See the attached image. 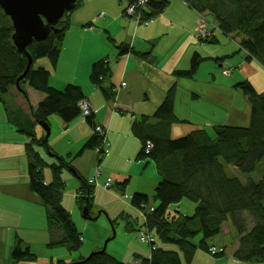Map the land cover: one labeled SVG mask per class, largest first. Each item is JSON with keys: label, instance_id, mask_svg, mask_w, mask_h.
Masks as SVG:
<instances>
[{"label": "trees", "instance_id": "trees-1", "mask_svg": "<svg viewBox=\"0 0 264 264\" xmlns=\"http://www.w3.org/2000/svg\"><path fill=\"white\" fill-rule=\"evenodd\" d=\"M139 1L120 0L126 5V9L129 4ZM183 1L200 16L212 15L218 29L228 40L236 42V38H240L241 50L249 54V59H255L264 66V0ZM80 3L81 0H78L74 9L67 12L56 25L47 26L49 35L46 40L33 41L27 47L33 65L19 83L29 61L15 46L12 40L15 33L13 22L0 7V97L10 122L16 125L20 133L31 139L26 147L30 190L46 208L48 231L61 234V238L49 247L61 246L71 253L80 252L83 240L70 212L63 206L66 188L64 171L72 172L80 180L76 200L82 211L86 206L89 207L91 216L94 186L89 184L88 178L74 172V161H68V158L54 153L50 137H39L33 126L36 122L50 127L53 116L59 117L65 127L79 117L86 118L91 127L99 126L95 123L92 106L87 117L83 116L80 102L86 97L82 87L68 84L61 91L51 87L49 82L52 73L57 70L64 38L71 27L70 16L79 8ZM169 5V0H148L143 9L138 10L141 13V23L155 20ZM108 40L114 44L113 38L108 37ZM208 43L215 44L217 40L210 36V40H206V44ZM115 47L120 55L131 53L148 63L156 61L153 53L142 54L125 45ZM42 59L48 60L50 69L38 64ZM207 60L196 53L191 59L190 69L175 71L174 75L192 79L198 73L201 63ZM216 61L222 64L223 60L221 58ZM111 78L112 71L106 62L93 64L90 81L108 101H113L117 92V88L110 83ZM236 87L242 90L249 105L248 118L243 122H214L210 126H202L185 135L176 136L174 127L192 123L180 120L175 113V86L169 89L153 117L142 116L134 121L132 134L143 144L141 158H145V148L149 142L152 149L146 157L147 161L156 165L159 182L152 198L136 193L131 203L145 214V225L157 237L156 243L164 246L151 252L150 257L136 255V264H192L198 250L207 253L210 247L216 248V245H209L208 240L223 232L222 225H228L229 220L238 235H243L246 231L243 213H248L255 224L238 240L239 247L234 256L239 261L264 264V92L258 93L248 81H243ZM12 89L24 91L23 97L29 103L30 114L26 115L22 109L15 112L7 107L4 97ZM38 94L41 97L35 103L37 97L31 95ZM105 139L106 137L94 133L78 155L88 150L99 151ZM36 148L50 153L56 162L49 164ZM97 155L99 161L104 157L102 153L97 152ZM46 167H50L52 171V181L49 184L45 179ZM116 185H122L125 192L129 180ZM185 199L197 204L194 214L187 217L178 214L169 220L167 210ZM144 204L148 206L147 210H143ZM151 207L154 208L153 212L149 210ZM120 217L129 233L140 232L138 220L125 214ZM111 222L112 225L117 223L113 220ZM0 236L5 238L2 231ZM102 250L76 261L55 260L51 264H127ZM11 255L16 263L34 262L38 259L31 247L18 235Z\"/></svg>", "mask_w": 264, "mask_h": 264}, {"label": "crops", "instance_id": "crops-1", "mask_svg": "<svg viewBox=\"0 0 264 264\" xmlns=\"http://www.w3.org/2000/svg\"><path fill=\"white\" fill-rule=\"evenodd\" d=\"M169 1L170 5L164 13L155 20L148 21V24H138L137 22L132 24L131 16L125 13L126 5L122 4L120 0H87L85 2L81 0L79 8L71 14V27L64 38L58 67L51 75L50 85L58 88L73 76L77 78L82 71L84 73L89 71L93 64L107 60L113 73L111 84L117 88L114 100L108 101L92 83L87 86H79L87 90V93H84L86 100L90 102L93 108L95 123L107 130L110 152L101 161L98 159L97 152L93 150L78 155L87 141L94 135L95 127H91L86 118L80 117L81 120L76 119L67 127L61 119L55 122L56 130L51 133V135L55 134V137L50 140L51 148L54 153L68 158V161L75 162L79 159L74 163L75 173L88 178L93 177L96 168L100 167L106 159L105 165L110 169V177L103 174L106 179L113 178L114 184H120L128 179L129 185H131L133 180L131 178L137 175L133 189L135 194L150 195L155 192L154 189L149 188V185L152 183L158 185L159 177L157 172L153 171L152 162H146L144 168H141V161L145 160L141 158V144L132 134V125L135 120L132 121V116L141 115L144 106L150 101L160 99L161 96L165 97L166 91L171 85H163L164 79L176 70H186L183 68L191 66L190 58L194 54L198 53L204 58H210L218 56L220 52L214 55L210 52L207 44L204 45L197 40L196 29L200 23V15L182 1ZM97 26L101 27L100 31H97ZM104 30L118 40V45L129 46L135 51L138 50V44L142 43L141 38L152 40L155 43L152 46V53L156 58L155 63L138 61L137 64L134 62V55H120L115 46L114 53L102 38L101 32ZM222 43L224 46H219L220 50L223 48L220 56L231 54L234 51L238 52L234 42L232 43L222 37ZM240 65L241 69L246 70V64L241 63ZM254 65L251 66L254 68ZM41 66L50 69L46 62H43ZM172 75L174 76V73ZM123 83H126L127 86L122 87ZM202 83L222 84L226 87L233 84L230 77L223 78L217 69L213 74L208 75ZM262 84L264 85V82ZM88 87H91V90ZM96 92L101 93L105 101L92 99L95 96L93 93ZM200 98L202 96L197 97L198 101ZM4 99L7 107L12 111L16 112L22 109L26 115L30 114L25 99L23 100L19 96L16 89H12ZM179 106L177 108L180 113L179 119L188 120L192 125L183 124L174 127L173 132L176 136L185 135L203 126L198 117H194L192 112L188 115ZM196 113L201 116V110L196 109ZM127 115L130 116L132 125L126 118ZM55 117L53 116L51 119ZM33 128L39 137L47 135L39 123L35 122ZM30 142L31 139L20 133L16 125L10 122L6 107L0 99V234L2 231L5 235L4 239L0 236V264H51L55 260L76 261L78 259H74L72 255L79 252L71 253L61 246L49 247L50 244L56 243L61 238V234H53L48 231L45 222L46 208L30 190L26 148ZM36 151L49 164L56 162L53 159H46L45 155L49 154L45 153L43 149L36 148ZM50 157L52 158V156ZM112 164H116V166L113 167ZM131 172H133V177H129ZM45 178L47 183L52 181V176L47 172ZM63 178L65 182L68 181V185L71 187L66 196L70 199V203L65 200L64 196L63 206L64 203L67 204L64 207L72 214V218L74 216L73 220L77 225V217L81 221L83 220L79 216L81 211L76 200L78 194L74 191L77 188V183L72 180L74 178L72 172L64 171ZM129 185L127 191L124 192L125 194H129ZM122 203L124 204L123 212L117 217L122 216V214L129 215L131 218L137 219L141 225L140 211L134 208L130 202ZM43 211L45 212L44 220L42 223H38L33 215L36 212L43 214ZM81 223L82 227L85 228V224ZM125 232H128L126 226ZM17 235L26 245L31 247L32 252L38 258L36 261L20 263L13 261L11 254ZM235 241L237 245L238 240ZM130 244L132 245L131 242ZM86 247L83 237V250L81 249L80 252L82 251L84 255L81 258L86 257L85 254L96 252L101 248L99 243H94L88 249ZM129 257L130 253H128L126 260Z\"/></svg>", "mask_w": 264, "mask_h": 264}, {"label": "rangeland", "instance_id": "rangeland-1", "mask_svg": "<svg viewBox=\"0 0 264 264\" xmlns=\"http://www.w3.org/2000/svg\"><path fill=\"white\" fill-rule=\"evenodd\" d=\"M87 0H84V2ZM184 2L183 0H179ZM185 3V2H184ZM186 4V3H185ZM128 8V7H127ZM125 10H127L125 8ZM141 14V13H138ZM181 16V15H180ZM131 22L132 24H135L136 22H139V19L137 16L132 15L131 16ZM144 26V25H142ZM97 31H100L101 27L97 26ZM103 40L108 44V46L114 51L115 53V48L114 46H118V40L115 39V37L111 36V34H108L104 31L101 32ZM196 35H197V40L206 45V40H210V36H212L215 40H217V43H208L207 47L210 49V52H212L214 55L219 52L218 56L215 57H210L209 60L208 57L206 58L207 61L201 63V67L196 74L195 77L192 79L189 78H178L175 75L173 76L171 73L170 76L163 81V85L170 84L171 86H175V99H174V105H175V113L178 117L180 113L178 112V106L180 104V108L184 112H186L188 115L190 112L193 113L194 117H198L200 121L202 122L203 126H210L214 122L223 124V123H235V122H243L245 119L248 118V113H247V107H249L248 102L246 97L241 93L242 90L238 89L236 86L241 84L243 81L245 82H250L253 88L258 92V93H263L264 92V85L262 84L264 82V66H262L260 63H258L255 59H249L250 56L245 50H241L239 41L240 38H236V42H234L235 47L238 49V52L234 51L231 54L228 55H223L220 56L221 52L223 51V48H219V46H224L222 43V37H225L222 32L218 29V26L216 24V21L212 15L206 14V15H201L200 16V23L198 24V27L196 29ZM108 37L113 38L114 45L108 40ZM227 40L228 38L225 37ZM141 42L138 44V50L136 52L142 53V54H147V53H152V46L155 44L152 40H144L141 38ZM232 42V41H231ZM232 42V43H233ZM220 43V44H218ZM232 44V46H234ZM137 47V44H136ZM157 49V48H156ZM240 50V51H239ZM131 54V53H130ZM204 54V52H202ZM113 55V54H112ZM134 55V54H132ZM220 56V57H219ZM110 57V56H108ZM134 57V62L138 64L139 62H144L142 59L137 57L136 55ZM222 58V64L218 63L216 59H221ZM192 58H190L191 60ZM43 62H46L49 66V62L47 59H44L40 61L38 64H42ZM108 64V61H104ZM241 63L246 64V70L241 69ZM255 64L254 68L251 66ZM67 68V67H66ZM186 70L190 69V65L186 68H183ZM219 70L221 73V76L223 78L230 77L232 80V86L226 87L223 86L222 84H205L202 83V81L208 76L211 75L215 72V70ZM112 71V70H111ZM176 71H185V70H176ZM92 73V68L90 67L89 71L87 72H81L77 78H74V76L65 82L61 84V86H58V88H53L58 89V90H64L65 87L68 84L75 85V86H87L91 85L90 82V76ZM113 74V73H112ZM211 79H213L212 76H210ZM52 79V76L50 77ZM112 79V78H111ZM110 79V83H111ZM261 87H260V86ZM122 87L123 86L122 84ZM91 90V87H88ZM169 89L166 91V94L168 93ZM84 90V89H83ZM21 91V92H20ZM18 91L19 96L24 100V91L21 89ZM23 92V93H22ZM84 92L87 93V90H84ZM35 94V92H31ZM95 96L92 99H98L100 101H103L104 98L101 95V93L96 92L93 93ZM165 94V95H166ZM12 96V94H11ZM39 96V97H38ZM198 101L197 97H201ZM31 97H37L35 100L37 103L40 100V95H31ZM1 99V97H0ZM39 99V100H38ZM164 97L161 96L160 99H155L154 101H150L148 104H146L142 110V114H137L135 116H132V121L135 119H138L142 116H150L153 117L163 102ZM27 106H29L28 101L25 99ZM105 101V100H104ZM162 101V102H161ZM88 102V101H87ZM196 109L201 110V116H198L196 113ZM229 116V119H228ZM85 117V116H84ZM87 117V115H86ZM83 118V117H82ZM130 124L132 125L131 118L129 115L126 117ZM179 118V117H178ZM80 119V117L78 118ZM57 120H60L59 117H55L51 119L50 127H51V133L52 131L56 130L55 122ZM81 120V119H80ZM134 120V121H135ZM181 120V119H180ZM133 121V122H134ZM247 121V120H246ZM245 121V122H246ZM103 127V126H101ZM104 128V127H103ZM106 129V128H105ZM95 130V128H94ZM97 130V129H96ZM98 132V130H97ZM99 133V132H98ZM55 137V134L50 135V140ZM106 140H107V130H106ZM51 156V154L49 153ZM49 155H45L46 159H53ZM55 160V159H53ZM106 160V159H105ZM105 160L104 163L100 165V169L103 174L106 176L110 177V169L105 165ZM79 161V159L77 160ZM75 161L74 163H76ZM146 162H149L147 160L141 161V168L143 169L144 166L146 165ZM154 168L153 171L157 172L156 165L152 162ZM113 167L116 166V164H112ZM45 173L47 172L52 176V171L50 167L45 168ZM151 171V170H150ZM149 171V172H150ZM73 174V173H72ZM237 174V173H236ZM103 176V178L99 179V184L97 185H92L94 186V200H93V207H92V215L93 217L99 216L97 221H88L85 220L82 216V210L80 209L79 216L83 218L81 221L79 217L76 218L77 221V228L82 233V237H84V246L85 244L88 247L93 245L94 243H99L101 248L103 249L104 244L108 239H110L113 235L114 232L116 231V237L108 243L107 246V253L114 256L121 262L127 263V264H136L135 262V255L140 254L144 255L146 257H150V247L146 244H142L139 239H140V233H128L125 232V223L120 219L121 217H117L121 212H123V207L124 204L122 202L126 203H131L132 198L135 194L134 186L136 183V178L137 175L133 177V172L130 173L129 177H133L131 179L132 183L129 185V194L124 193L122 185H119L117 187L116 184H114V187H111V190H106L104 188V184L106 182V176ZM238 175V174H237ZM74 178L72 179L74 182L77 183V188H75V193L78 194L79 188H80V180L78 177L73 174ZM92 177V176H91ZM91 177H86L90 179ZM241 178V176H239ZM130 179V180H131ZM105 180L104 182H102ZM157 180V179H155ZM154 180V181H155ZM115 181V180H114ZM65 191H64V196L65 200L70 203V199L66 198L67 194H69L70 190V185H68V181ZM115 183V182H114ZM157 184L152 183L149 185V188L151 189H156ZM103 189V190H102ZM128 189V188H127ZM126 189V191H127ZM99 193H98V191ZM105 190V191H104ZM125 196H122V194ZM146 195V194H145ZM150 198L153 197V194H147ZM63 196V197H64ZM185 203V201H184ZM67 205V204H66ZM65 203L64 206L66 207ZM183 205V203H180L179 205H173L170 208V211H174L177 207ZM95 207L101 208L97 209ZM67 209V208H66ZM150 212L154 211V208L151 207ZM153 210V211H152ZM196 210V206L193 205V207H185L184 212L189 214V216L193 215ZM44 215L45 212L43 211V214L41 212L38 213L36 212L33 217L38 223H42L44 220ZM72 215V214H71ZM102 215V216H101ZM78 216V215H76ZM117 217V218H116ZM74 218V216H73ZM136 218V217H135ZM140 218L142 221L140 225V230H145V234L152 238L155 242H157V237L155 234L149 232V228L145 225L147 219L145 215L140 214ZM116 221L117 223L112 226L111 221ZM137 220V219H135ZM74 221V220H73ZM229 224L227 225L224 223L222 225V231L220 234H218L216 237L208 240L209 245H216V248L214 246L210 247L208 252L206 253L203 250H198L197 254L195 256V259L192 264H262L258 262H243L239 261L234 254L238 250L239 243L236 245V241L234 240L233 235L229 234H235V230L233 229V225L231 220H229ZM243 221L245 226H247L248 230L250 231L253 226H254V220L250 218L248 214L243 215ZM46 222V221H45ZM85 224V228L82 227V223ZM76 224V222L74 221ZM115 229V230H114ZM61 232V231H60ZM12 237V235H11ZM132 243V245L130 244ZM84 248V247H83ZM99 249V250H100ZM65 250V249H63ZM83 250V249H82ZM94 252H90L86 257L91 255ZM130 253V257L128 260L127 255ZM82 251L76 254H73L72 257L74 259H80L82 257ZM222 255V256H221ZM219 256V257H218Z\"/></svg>", "mask_w": 264, "mask_h": 264}, {"label": "water", "instance_id": "water-1", "mask_svg": "<svg viewBox=\"0 0 264 264\" xmlns=\"http://www.w3.org/2000/svg\"><path fill=\"white\" fill-rule=\"evenodd\" d=\"M77 2L78 0H0L1 9L13 22L15 33L12 40L17 49L25 54L29 61L27 70L19 78L18 83L25 78L33 65V60L27 52V47L33 41L41 42L46 40L49 35L47 26L56 25L67 12L74 9ZM39 124L47 133V137H50L51 128L43 123ZM82 216L88 221H97V217L91 216L88 206L83 208ZM115 237L116 231L106 241L102 251H106L108 243Z\"/></svg>", "mask_w": 264, "mask_h": 264}, {"label": "built area", "instance_id": "built-area-1", "mask_svg": "<svg viewBox=\"0 0 264 264\" xmlns=\"http://www.w3.org/2000/svg\"><path fill=\"white\" fill-rule=\"evenodd\" d=\"M126 13L128 16H132V15L137 16L139 19V22L141 21V17L139 16L138 11H134L133 9L127 8ZM145 24H147V22ZM123 85L125 86V84H123ZM80 107L83 109V113H84L83 116H86L89 114V108L91 107L90 103L85 101L84 103H82L80 105ZM96 129L98 130L99 133L97 132ZM94 133L100 134L101 136H103V138L106 137V129L101 127V126L96 127L94 130ZM97 152L102 153V155H104V156L109 154L110 149H109V144L107 143L106 139H105L104 143L102 144V148L99 151L97 150ZM101 178H103V172L99 167H97L95 170L94 176L91 179H89V184L90 185H97V184H99V179H101ZM113 186H114V179L113 178H107L106 182L104 184V188L106 190H111V187H113ZM142 232H146V231L143 229ZM140 240L143 243H151L154 241L152 238L147 236L145 233H141Z\"/></svg>", "mask_w": 264, "mask_h": 264}, {"label": "bare ground", "instance_id": "bare-ground-1", "mask_svg": "<svg viewBox=\"0 0 264 264\" xmlns=\"http://www.w3.org/2000/svg\"><path fill=\"white\" fill-rule=\"evenodd\" d=\"M153 1L156 2L157 0H153ZM147 2H148V0H140L139 2H136V3H134V4H129V5H128V8L133 9L134 11H138V10H140V9H143V7L146 5ZM32 60H33V59H32ZM42 60H43V59H42ZM42 60H39V61H42ZM85 101H87V100H86V99H85L84 101L82 100V101L80 102V105H81L82 103H84ZM136 138H137V140L139 141V143L141 144V148H143L142 141H141L138 137H136ZM151 149H152L151 144H150L149 142H147V144H146V148H145V154H144L145 158H144V160H148V158H147L146 156L150 154ZM235 173L238 174V171H236ZM45 179H46V178H45ZM46 183H47V182H46ZM50 183H51V182H50ZM47 184H49V183H47ZM184 201H185V203H184ZM184 201L182 202L183 205L177 207L174 211H170V208H171V207L167 210L166 213H167V215H168L169 220L175 218L178 214L183 215V216H185V217L189 216V214H187V213H185V212L183 211L184 208H185V207H190V208H191V207H193V205H194V206L197 205L195 202H193V201H191V200H189V199H185ZM147 208H148V206L144 204V206H143V210H147ZM244 214H248V213H243V215H244ZM245 228H246V231L244 232L243 235H240V234L238 235V232H235V235H234V239H235V240H239V239H241V237H243L245 234H247V233L249 232L247 226H246ZM159 247H163V248H164V246L158 245V243H154L153 246H152V250H151V252L157 250ZM167 249H168V248H167ZM139 264H140V263H139Z\"/></svg>", "mask_w": 264, "mask_h": 264}, {"label": "clouds", "instance_id": "clouds-1", "mask_svg": "<svg viewBox=\"0 0 264 264\" xmlns=\"http://www.w3.org/2000/svg\"><path fill=\"white\" fill-rule=\"evenodd\" d=\"M140 211V210H139ZM140 214H142V215H145L142 211H140ZM113 226V225H112ZM140 236H141V233H145V232H142V230H140ZM139 241L142 243V244H146V245H148L149 247H150V253H151V248H152V246H153V244L154 243H156L155 241H153V242H151V243H143L140 239H139Z\"/></svg>", "mask_w": 264, "mask_h": 264}]
</instances>
